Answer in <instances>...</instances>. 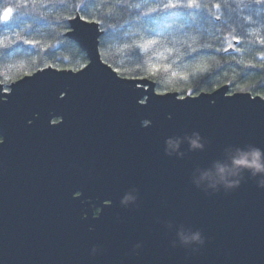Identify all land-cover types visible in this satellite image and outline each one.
<instances>
[{
  "label": "water",
  "instance_id": "water-1",
  "mask_svg": "<svg viewBox=\"0 0 264 264\" xmlns=\"http://www.w3.org/2000/svg\"><path fill=\"white\" fill-rule=\"evenodd\" d=\"M102 34L0 83V264H264V98L159 92Z\"/></svg>",
  "mask_w": 264,
  "mask_h": 264
},
{
  "label": "trees",
  "instance_id": "trees-1",
  "mask_svg": "<svg viewBox=\"0 0 264 264\" xmlns=\"http://www.w3.org/2000/svg\"><path fill=\"white\" fill-rule=\"evenodd\" d=\"M86 2L87 12L80 0H0V9L14 7L8 25L0 23V83L7 88L44 67L87 64L86 53L66 35L69 17L80 14L101 21L102 57L122 76L150 78L157 91L181 96L228 85L231 93L264 98V9L252 0H198V8L164 7L189 0ZM151 39L159 43L147 51L137 47ZM153 65L161 67L152 72Z\"/></svg>",
  "mask_w": 264,
  "mask_h": 264
},
{
  "label": "snow or ice",
  "instance_id": "snow-or-ice-1",
  "mask_svg": "<svg viewBox=\"0 0 264 264\" xmlns=\"http://www.w3.org/2000/svg\"><path fill=\"white\" fill-rule=\"evenodd\" d=\"M253 4L256 5H260L262 9H264V0H252ZM80 4L82 6V9L84 12L88 11V4L86 2V0H80ZM187 6L189 8H198L199 7V3L198 0H189L187 5H183L181 3H177V2H170L169 4H165L164 7L165 8H177V7H184ZM227 6H231V5H227ZM249 5H245V7H247ZM215 7L217 9L221 8V4L217 3L215 4ZM237 7H239V5H237ZM14 15V7H4L3 9H0V23H3L4 25H8L9 21L12 19ZM69 19L72 20H79V21H84V23H75L69 26V30L70 31H76L79 34V38L82 42H87L88 39L90 38L89 34L90 33H96L97 35L101 32H104L105 29L102 27H89V25H100L101 21L99 20H91L88 18V16L86 15H80L79 17H69ZM217 19H219V17H217ZM94 39V41L96 40L95 37H92ZM98 43H102V41H96ZM260 44H264V39H260ZM26 43L29 44H34V41H26ZM159 43L158 40L156 39H151L148 40L146 43L143 44H139L137 45V47H139L140 49L147 51L149 47L157 45ZM231 46V45H230ZM193 51H195V49H193ZM225 51H227V49H225ZM161 67V65H153L151 71L155 72L158 71L159 68ZM119 71V70H117ZM186 78V77H185ZM139 79L144 80L147 79L146 77H140ZM134 88L139 87V88H143L144 84H137V85H133ZM141 96L143 95V93L140 94ZM145 103V101L143 99H138L136 100V104H143ZM0 143H3L2 141H0ZM241 163H244V161H241Z\"/></svg>",
  "mask_w": 264,
  "mask_h": 264
},
{
  "label": "clouds",
  "instance_id": "clouds-1",
  "mask_svg": "<svg viewBox=\"0 0 264 264\" xmlns=\"http://www.w3.org/2000/svg\"><path fill=\"white\" fill-rule=\"evenodd\" d=\"M259 155V152H257V156ZM254 164H256L257 166V170H262L261 169V166L256 162V161H253Z\"/></svg>",
  "mask_w": 264,
  "mask_h": 264
},
{
  "label": "flooded vegetation",
  "instance_id": "flooded-vegetation-1",
  "mask_svg": "<svg viewBox=\"0 0 264 264\" xmlns=\"http://www.w3.org/2000/svg\"><path fill=\"white\" fill-rule=\"evenodd\" d=\"M94 211H95V214H97V213H98V211H99V209H95Z\"/></svg>",
  "mask_w": 264,
  "mask_h": 264
}]
</instances>
